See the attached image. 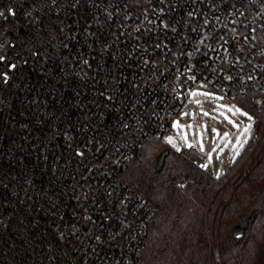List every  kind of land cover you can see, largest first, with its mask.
<instances>
[{
    "label": "built area",
    "instance_id": "2783aa9c",
    "mask_svg": "<svg viewBox=\"0 0 264 264\" xmlns=\"http://www.w3.org/2000/svg\"><path fill=\"white\" fill-rule=\"evenodd\" d=\"M0 58V264H144L122 174L194 88L264 106V0H0Z\"/></svg>",
    "mask_w": 264,
    "mask_h": 264
},
{
    "label": "trees",
    "instance_id": "16d2710c",
    "mask_svg": "<svg viewBox=\"0 0 264 264\" xmlns=\"http://www.w3.org/2000/svg\"><path fill=\"white\" fill-rule=\"evenodd\" d=\"M233 100L256 122L252 140L220 178L157 138L126 166L123 182L156 207L141 252L144 264H214V247L220 264H264V131L255 137L264 106L251 96ZM244 217H249L247 228Z\"/></svg>",
    "mask_w": 264,
    "mask_h": 264
},
{
    "label": "rangeland",
    "instance_id": "374dc122",
    "mask_svg": "<svg viewBox=\"0 0 264 264\" xmlns=\"http://www.w3.org/2000/svg\"><path fill=\"white\" fill-rule=\"evenodd\" d=\"M192 92L201 94L193 97ZM204 93L210 95L206 96ZM197 100L200 103H196ZM237 109L240 111H236ZM205 112L209 115H203ZM242 113H247V116ZM248 116L252 119L249 120ZM230 120L233 123H229ZM255 122V115L232 98L214 89L194 88L186 97L181 111L174 117L172 128L165 133L163 141L175 151L179 148L178 153L184 148H189V144L196 146L205 155L206 162L212 167L214 176L220 178L232 168L246 145L252 140ZM234 124L239 127H234ZM248 124L252 125L250 136L246 134L247 143L240 147L237 145L236 137L240 136ZM189 125L191 127H188ZM213 129L216 130L215 134ZM262 131H264V122H260L257 126L255 137H261ZM226 132L229 135L224 137ZM246 137L241 136V142ZM226 144L227 147H225ZM230 196L231 193L227 194V198Z\"/></svg>",
    "mask_w": 264,
    "mask_h": 264
},
{
    "label": "snow or ice",
    "instance_id": "6c2138e0",
    "mask_svg": "<svg viewBox=\"0 0 264 264\" xmlns=\"http://www.w3.org/2000/svg\"><path fill=\"white\" fill-rule=\"evenodd\" d=\"M0 59H2V58H0ZM201 93H198V92H192L191 93V95L193 96V97H196V96H198V95H200ZM204 95H210L209 93H204ZM196 103H200V101L199 100H197L196 101ZM236 111H240L239 109H237ZM203 115H205V116H208L209 114L208 113H203ZM242 115H245V116H247V113H242ZM248 119L249 120H251L252 118L250 117V116H248ZM229 123H233L231 120L229 121ZM234 127H239V125H233ZM188 127H191V125H189ZM251 128H252V125L251 124H248V125H246L245 127H244V129H243V131L240 133V136H238V137H236V141H237V145H239L240 147H243V144L244 143H247V137H246V134L248 135V136H250V133H251ZM213 133L215 134L216 133V130L215 129H213ZM229 135V133H224V137H227ZM241 136H245L246 138L244 139V141L243 142H241V139H240V137ZM169 142H171V141H169ZM188 147H192V145H188ZM225 147H227V144L225 145ZM233 147H235V145L233 146ZM180 149L179 148H177V151H179ZM237 154H238V152H237ZM209 159L211 160V156L209 157ZM207 165H202V167H206ZM219 175V174H218Z\"/></svg>",
    "mask_w": 264,
    "mask_h": 264
},
{
    "label": "water",
    "instance_id": "95a60500",
    "mask_svg": "<svg viewBox=\"0 0 264 264\" xmlns=\"http://www.w3.org/2000/svg\"><path fill=\"white\" fill-rule=\"evenodd\" d=\"M180 96H181L182 98H184V95H183V94H180ZM163 160H164V158L162 157V158L160 159V161H159V165H158V167H157V171H160V169H161V167H162V165H163ZM244 223H245V228H247L248 225H249V217H244ZM245 228L240 230V233H241L240 236H242V235L244 234V232H245Z\"/></svg>",
    "mask_w": 264,
    "mask_h": 264
},
{
    "label": "flooded vegetation",
    "instance_id": "af4514ba",
    "mask_svg": "<svg viewBox=\"0 0 264 264\" xmlns=\"http://www.w3.org/2000/svg\"><path fill=\"white\" fill-rule=\"evenodd\" d=\"M229 194V193H228ZM226 198H227V196H226Z\"/></svg>",
    "mask_w": 264,
    "mask_h": 264
}]
</instances>
